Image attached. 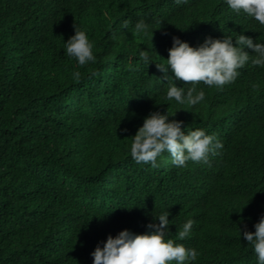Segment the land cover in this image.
Listing matches in <instances>:
<instances>
[{
	"label": "trees",
	"instance_id": "trees-1",
	"mask_svg": "<svg viewBox=\"0 0 264 264\" xmlns=\"http://www.w3.org/2000/svg\"><path fill=\"white\" fill-rule=\"evenodd\" d=\"M153 1L68 0L58 28L38 0H0V264H94L109 235L145 234L165 211L166 239L198 252L186 264H259L243 232L264 217V67L249 54L239 79L202 87L204 100L189 106L160 93L175 78L156 64L167 65L174 37L199 47L231 36L238 46L248 33L264 43V25L223 4L202 11L221 0ZM140 20L148 32L133 35ZM74 25L94 45L83 67L65 54ZM154 112L223 148L207 164L176 167L167 151L155 168L137 163L131 143Z\"/></svg>",
	"mask_w": 264,
	"mask_h": 264
},
{
	"label": "clouds",
	"instance_id": "clouds-1",
	"mask_svg": "<svg viewBox=\"0 0 264 264\" xmlns=\"http://www.w3.org/2000/svg\"><path fill=\"white\" fill-rule=\"evenodd\" d=\"M68 0H38L39 7L46 10L52 19L57 20L55 25L64 21V13ZM72 1V0H71ZM153 1V0H152ZM154 2V1H153ZM177 5L186 4L187 0H175ZM211 5V0H207ZM222 4L226 13L233 15L241 11L246 18L254 17L260 25H264V0H221L214 6L202 5V11L211 8L217 13ZM101 11V7L99 8ZM198 18V17H197ZM129 21L122 27L127 28ZM75 35L66 43V55L77 59L80 66L95 62L93 43L88 39L85 31L74 25ZM148 25L138 21L133 29V35L147 34ZM248 36V37H247ZM238 35L233 45L231 36H219L220 39L207 38L199 47H192L187 42L174 37L173 47L169 50L167 65L156 64L158 71L164 73V79L169 80V69L174 73L175 82L165 85L160 93L166 99L175 100L179 104L195 106L205 98L203 88L221 90L232 85L239 79V69L243 68L251 57L253 66L264 67V43H256L247 33ZM113 39H117L115 34ZM139 57L145 63L149 62L148 51H141ZM98 75V73H93ZM73 79L79 82V71L73 73ZM196 86L200 88H196ZM203 87V88H202ZM188 88V90H187ZM185 89L187 93L185 94ZM174 116V115H173ZM169 115L160 112L151 113L144 121L142 127L133 137L130 153L137 163L151 164L157 167V158L165 151L170 153L172 163L176 167H184L188 161L209 163V154L217 155L223 144L215 135H208L202 129L185 133L182 130V121L171 120ZM127 131V130H125ZM170 213L165 211L154 216L158 223H150L149 231L144 234H135L129 230L121 231L115 238L108 236L103 246L97 245L92 253L94 264H186L196 260V249H188L178 244L174 239H166V229L169 225ZM195 221L189 219L177 232V239L184 240L189 236ZM256 231H244V238L252 245L258 257L259 264H264V217L255 225ZM241 231V230H240Z\"/></svg>",
	"mask_w": 264,
	"mask_h": 264
}]
</instances>
